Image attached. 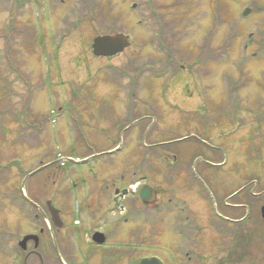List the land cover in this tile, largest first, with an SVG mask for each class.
<instances>
[{"label":"rangeland","instance_id":"rangeland-1","mask_svg":"<svg viewBox=\"0 0 264 264\" xmlns=\"http://www.w3.org/2000/svg\"><path fill=\"white\" fill-rule=\"evenodd\" d=\"M43 2L15 6L11 18V4L0 0V264H20L11 254L23 253L17 241L28 233L44 253L55 241L62 258L82 259L102 225L93 206L102 216L113 188L135 182L165 206L155 224L145 214L120 224L140 235L143 255L175 251L172 212L197 225L191 236L209 259L203 264H264V0ZM149 7L159 22L147 28L156 21ZM117 31L131 34V44L95 57L92 39ZM67 157L87 161L67 167ZM28 171L21 192L44 210L56 202L62 226L48 213L25 220L11 203ZM117 209H105L108 223L122 222ZM217 213L234 228L233 241L216 231L225 226Z\"/></svg>","mask_w":264,"mask_h":264},{"label":"flooded vegetation","instance_id":"flooded-vegetation-1","mask_svg":"<svg viewBox=\"0 0 264 264\" xmlns=\"http://www.w3.org/2000/svg\"><path fill=\"white\" fill-rule=\"evenodd\" d=\"M31 1L34 2L35 4L40 3V5H44L43 0H38V1L37 0H5V2H7L6 8H8L9 3L11 4V9H10L11 15H10V17L13 18L15 15V10H14L16 8L15 6H20V4H25L26 2H31ZM47 1L51 5H54V9L56 8V6H57V5H55L56 0H47ZM57 1L60 2L61 0H57ZM147 5H149V4L147 3ZM150 8L151 7H149V9ZM144 10H146V7H144ZM48 13H50V12L48 11ZM16 29H17L16 26L12 23V25L10 26V30L16 31ZM163 30H165V29H163V27H162V29H159V32L161 33V32H163ZM79 159H81V158H79ZM50 161L54 164H57V161L55 159H52ZM66 164L68 167L72 164L82 165L83 162L79 163V162L67 161ZM50 166L52 167L51 169H53V167H54V169H56V171H59V172H61L64 169V168L62 169L61 166H58V165H57V168L53 164H51ZM64 170H66V169H64ZM61 174H62V172H61ZM61 174L59 173L57 177L60 178ZM114 185H115V181H112L111 186H114ZM63 190H65V189H63ZM63 190H61V188L59 189V193H58L59 198L61 196H63V194H62ZM122 190H124V189L114 187L112 190V194L109 195V197L104 195V196H106V198L104 199V205H102V210H103L102 216H99L101 209H98V207L93 206V208H95V209L92 208L93 215L91 218L92 219L96 218L97 221L101 220L102 225L98 226V228L96 227L94 230H92V233L94 231H99V232H102L104 234V237H103V241L101 243L94 242L91 239V237L88 238V240H90L88 245L90 246V249L91 248L92 249H91V252L89 251L88 254H86V256H84L82 259H79L77 261L76 259L70 258V256H69V258H67V257L65 259L62 258L63 256L58 252L55 241L52 244L53 245V253L52 254L44 253L40 250L41 246H39V242H38L39 240L37 241V243H35V241L33 239H32L33 241L29 239L25 243V247L22 248L23 253L17 252L16 254L12 253L11 255L12 256L16 255L20 261V264H135L139 259H141L142 257H145V256L156 257V258L161 260L162 264H203L204 262H207L209 260L207 258V256L205 254H203L202 252H199V253L196 252V248L198 249V247H199V245H198L195 248V244L198 243V239H197V237H194L191 235H192L193 229L197 228V225L192 224V223H194L193 221L187 222V225H186L183 222V219L185 218V216L180 215V213H172V212L168 213V210H167V213H168L167 216L169 217V220H170L168 223V228H170L173 233L179 234V236H180L179 239L176 240V246L177 247H175V251H170L169 257H167V255H165L163 253L160 254L157 252H150V253H146L143 255L141 253L142 247L140 245L141 243L139 240L140 235L135 233V234H133V236H131L130 235L131 233L128 230H127L128 232H125V231L121 232L120 228H119L121 226L120 224L123 222H126L128 220H131V221L134 220L133 221L134 225L138 224V222L142 219V215L140 212V210H141L140 205L141 204H143L145 207L151 206V208H150V209H152L151 210V219H152L151 223L155 224L158 222L157 220L159 218V215L162 214L161 211H162V209L165 208V206H163L161 204L158 205L157 201H154L156 203H151L152 198L156 197L155 190H153V189H150L151 198L146 203H143L139 199V196H138L139 189L136 192H132L128 189V193H123ZM236 192L237 191H235V192L232 191V192L226 194L224 196V199L232 197L233 195L236 194ZM55 195H57V194H55ZM129 196H131V199H129ZM19 197H20V202L18 203L16 201V204L13 203V206L17 210H19V212L21 213V215L23 216V218L25 220H28V218H29V210H28V208L24 209L25 205L27 207H29V205L32 206L31 208L36 211L33 215L37 221L41 218L40 211L43 212L45 215L47 214L46 207L44 210L42 208V206L40 204H38L37 201H35V199H33L32 197H29V200H31L35 206L31 205L28 202L29 200L24 198L21 193H20ZM18 198H16V199H18ZM136 202H138V205L135 204ZM250 203L251 204H248L246 209L248 207L253 206L252 201H250ZM52 204L59 210V215H61V208L58 207V205H56V202L52 201ZM225 205H223L222 208H224V207L225 208L226 207H237V204H232V203L228 204V202H226ZM115 206H116V208H118L117 213L120 215V217L123 220H122V222L113 221L111 223H108V219H106V217L108 215L106 214L105 209H107L108 214H109V212L115 213L113 210H110L112 207L114 208ZM127 214H128V216H126ZM216 216H217L216 218L219 221L223 222V223H218V224H225V226L222 225L221 227L215 225V229L218 232L219 236H221L222 234H225L224 236H227L226 238H229V239H231L230 241H233V238H232L233 234L229 235V233H233L234 228H232L230 226V223L228 222L227 216H225L222 213H217ZM190 223H191V226H190ZM169 224H172L173 228H171L169 226ZM224 229H226L227 231H224ZM42 232H43L42 228H39L38 233L41 234ZM28 234H32V233H28ZM125 239H129V240H125ZM30 243H32L31 248H29ZM171 246H173V245L171 244ZM93 249L98 250L99 258H97L96 260L94 258H92V254L94 252ZM216 255L217 254H213L212 257L210 258V260L214 261L216 259ZM89 256H91V258H89ZM229 259L232 261L231 258H229ZM205 264H208V263H205Z\"/></svg>","mask_w":264,"mask_h":264},{"label":"water","instance_id":"water-1","mask_svg":"<svg viewBox=\"0 0 264 264\" xmlns=\"http://www.w3.org/2000/svg\"><path fill=\"white\" fill-rule=\"evenodd\" d=\"M249 12V9H245L243 14H247ZM130 44L129 36L122 34V33H114V34H107V35H101L97 36L92 41V53L95 56H113L119 52H121L126 46ZM30 175V174H29ZM27 175L23 182L26 180V178L29 176ZM123 193L126 192L124 189L122 191ZM139 196L142 200H148L151 196L150 189L147 185H144L140 192ZM46 209L49 213L50 220L53 225L60 227L62 226V221L59 216V210L52 204L50 200L46 201ZM261 217L264 219V206L260 208ZM42 215L45 217V214L42 212ZM103 234L99 232H95L92 235V239L96 243H101L103 241ZM33 239L35 243H37L38 239L35 235H25L20 241L19 245L21 248L25 247V243L29 240ZM136 264H161L160 261L155 257L150 258H142L138 263Z\"/></svg>","mask_w":264,"mask_h":264},{"label":"trees","instance_id":"trees-1","mask_svg":"<svg viewBox=\"0 0 264 264\" xmlns=\"http://www.w3.org/2000/svg\"><path fill=\"white\" fill-rule=\"evenodd\" d=\"M33 211V213H35L36 211L35 210H32Z\"/></svg>","mask_w":264,"mask_h":264}]
</instances>
